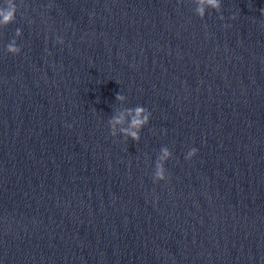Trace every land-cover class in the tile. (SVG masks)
<instances>
[{
    "label": "water",
    "instance_id": "water-1",
    "mask_svg": "<svg viewBox=\"0 0 264 264\" xmlns=\"http://www.w3.org/2000/svg\"><path fill=\"white\" fill-rule=\"evenodd\" d=\"M14 2L0 264H264V0Z\"/></svg>",
    "mask_w": 264,
    "mask_h": 264
},
{
    "label": "clouds",
    "instance_id": "clouds-1",
    "mask_svg": "<svg viewBox=\"0 0 264 264\" xmlns=\"http://www.w3.org/2000/svg\"><path fill=\"white\" fill-rule=\"evenodd\" d=\"M208 4L212 9L216 11L220 10V6H221L220 0H208ZM260 11L261 14L264 15V8H262ZM16 12H17V5L14 2V0H4L3 5L0 6V25L7 26L8 24L12 23L16 18L15 16ZM198 13L200 18H203L205 16V11L203 8H198ZM220 18L223 19L222 16ZM228 26L229 25H225V27ZM14 35L20 36L21 30L17 28L15 30ZM56 40L62 43L61 37H56ZM6 47H7V51L11 54H18L21 50L20 47L15 43V40L9 43ZM125 98L126 97L120 93H118L115 97L116 100H123ZM125 111L129 113H134L130 121L129 127L121 128L119 130V133H117L116 125L121 123L123 116L118 117L113 115L108 120L110 134L112 136H116L117 134H120L126 139L131 138L133 141H138L140 139V131L143 128V126H145L149 122L151 113L145 107L140 105L126 109ZM69 127L71 126L69 125ZM197 151L198 149L195 147L190 148L185 156V159H190L192 156L196 154ZM161 152L163 153V157H161V159L172 155V153L169 152V149L167 147L161 148ZM165 178L166 176L163 165L156 164L155 171L153 173L154 182L165 180Z\"/></svg>",
    "mask_w": 264,
    "mask_h": 264
}]
</instances>
